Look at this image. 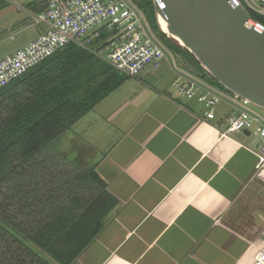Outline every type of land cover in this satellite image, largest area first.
Returning <instances> with one entry per match:
<instances>
[{"label":"crops","instance_id":"1","mask_svg":"<svg viewBox=\"0 0 264 264\" xmlns=\"http://www.w3.org/2000/svg\"><path fill=\"white\" fill-rule=\"evenodd\" d=\"M162 64L70 129L72 161L90 164L117 202L72 264H254L264 250L261 139L226 135L234 102L222 97L205 116L173 82L163 86Z\"/></svg>","mask_w":264,"mask_h":264},{"label":"trees","instance_id":"2","mask_svg":"<svg viewBox=\"0 0 264 264\" xmlns=\"http://www.w3.org/2000/svg\"><path fill=\"white\" fill-rule=\"evenodd\" d=\"M49 3L35 0L28 8L37 15ZM136 3L174 56L227 91L160 31L152 0ZM105 40L90 49L68 45L0 91V264L74 263L117 205L93 167L80 168L58 147L65 131L129 78L98 65Z\"/></svg>","mask_w":264,"mask_h":264},{"label":"built area","instance_id":"3","mask_svg":"<svg viewBox=\"0 0 264 264\" xmlns=\"http://www.w3.org/2000/svg\"><path fill=\"white\" fill-rule=\"evenodd\" d=\"M237 1L250 13L264 18V0ZM34 23L43 25L45 31L24 48L0 60V91L66 46L90 49L103 36L106 60L127 77L156 70L170 59L178 76L173 85L183 97L191 98L192 86L198 83L177 65L175 56L156 36L145 12L134 0H50L45 12L34 15ZM222 97L237 106V113L227 119L224 133L249 132L259 137L257 169L264 171V109L248 99L224 92L213 96L209 104H217ZM206 116L212 118L214 113L209 111ZM254 264H264V250L256 255Z\"/></svg>","mask_w":264,"mask_h":264},{"label":"water","instance_id":"4","mask_svg":"<svg viewBox=\"0 0 264 264\" xmlns=\"http://www.w3.org/2000/svg\"><path fill=\"white\" fill-rule=\"evenodd\" d=\"M152 1L159 29L167 38L187 49L228 92L264 109L263 24L237 0ZM175 59L187 73L203 77L186 57Z\"/></svg>","mask_w":264,"mask_h":264},{"label":"rangeland","instance_id":"5","mask_svg":"<svg viewBox=\"0 0 264 264\" xmlns=\"http://www.w3.org/2000/svg\"><path fill=\"white\" fill-rule=\"evenodd\" d=\"M33 1L35 0H6L3 7L0 8V60L24 48L26 45L29 44L30 41L34 40L39 34L43 32L44 26L36 25L34 23V15L36 14L32 13L28 8V4ZM134 1L136 2V0ZM178 45L180 44L178 43ZM96 55L99 66L103 67L104 69L111 68L118 75L125 76L124 74L116 71L109 64V62L106 60L107 52L101 50L98 51ZM163 64H164V68L162 67V72H164L162 75L163 86L170 87L171 82L177 80L178 76L175 75L174 72L171 70L173 67L170 62H164ZM200 78L210 83L205 77H200ZM128 83H132V82L128 80L126 84ZM224 91L225 90H223V92ZM225 92L228 94L230 93L228 91ZM192 103L197 108L204 107L203 104L198 103L197 101L194 102L192 101ZM69 135H70V129L65 131L58 138V147L60 151L63 152L68 151L67 154L69 155V159L72 160L74 156V151L73 152L70 151L71 149L69 147V143L67 140ZM78 161H79L78 166L80 168L85 169L90 167V164L86 163L82 158H80V160Z\"/></svg>","mask_w":264,"mask_h":264},{"label":"flooded vegetation","instance_id":"6","mask_svg":"<svg viewBox=\"0 0 264 264\" xmlns=\"http://www.w3.org/2000/svg\"><path fill=\"white\" fill-rule=\"evenodd\" d=\"M198 83H196L194 86H192V92H191V98H186L190 100L191 102L197 101L198 103H201L204 105V107H201L203 114H207V112L212 111L215 115L216 112V106L217 104L210 105L209 101L218 93L223 92L222 89H220L218 86L208 83L205 80L201 79L198 76H194ZM176 80L173 81L171 87L172 90L177 91L180 95V91L178 88H176L173 84ZM182 96V95H181Z\"/></svg>","mask_w":264,"mask_h":264},{"label":"bare ground","instance_id":"7","mask_svg":"<svg viewBox=\"0 0 264 264\" xmlns=\"http://www.w3.org/2000/svg\"><path fill=\"white\" fill-rule=\"evenodd\" d=\"M159 20H160V24H161L162 28L167 32V24H166V22L162 18H160Z\"/></svg>","mask_w":264,"mask_h":264}]
</instances>
